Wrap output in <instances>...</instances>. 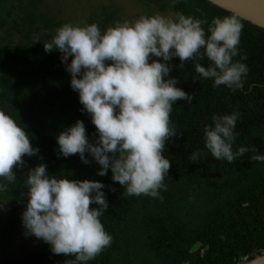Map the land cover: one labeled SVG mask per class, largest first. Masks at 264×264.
Listing matches in <instances>:
<instances>
[{
  "label": "trees",
  "instance_id": "trees-1",
  "mask_svg": "<svg viewBox=\"0 0 264 264\" xmlns=\"http://www.w3.org/2000/svg\"><path fill=\"white\" fill-rule=\"evenodd\" d=\"M138 1L148 9L169 7L175 15L206 17L209 23L214 17L236 15L209 0ZM42 4L0 0V109L19 120L39 148L38 154L23 158V167L13 169L16 181L0 193V203L5 202L0 206V264H68L75 259L54 254L42 240L33 249L7 251L22 223L27 193L23 174L38 163H44L50 175L105 185L109 207L100 220L113 240L88 264H242L264 254V162L252 159L264 155V27L236 15L243 24L239 49L248 67L239 90L213 87L212 80L201 79L195 63L207 67L206 58L189 60L182 68L179 58H172L169 75L193 100L172 106L170 119L178 134L169 138L163 152L171 165L166 190H160L159 198L128 196L110 170L98 175L100 166L87 153V164L78 155H58L57 135L76 120L83 121L90 142L97 133L70 86L62 54L43 47L66 22L41 10ZM106 20L114 23L116 18ZM204 28L207 32L208 25ZM233 111L240 114L233 149L243 146L249 151L228 163L207 151L203 129L214 115ZM197 151L203 154L193 162Z\"/></svg>",
  "mask_w": 264,
  "mask_h": 264
},
{
  "label": "clouds",
  "instance_id": "clouds-1",
  "mask_svg": "<svg viewBox=\"0 0 264 264\" xmlns=\"http://www.w3.org/2000/svg\"><path fill=\"white\" fill-rule=\"evenodd\" d=\"M242 30L236 15L214 17L209 23L206 17L183 13L141 16L104 31L96 23L57 28L43 47L62 54L70 86L97 133L90 142L83 121L76 120L57 135L58 155H78L87 164V153L100 166L98 175L110 170L126 195L159 198L171 167L163 155L165 144L178 134L170 119L172 106L193 100L169 75L170 61L178 57L182 68L189 60L206 58L207 67L195 63L201 79L212 80L213 87L239 90L248 74L243 62L247 56L239 49ZM239 118L237 111L214 115L204 126V146L215 159L233 163L249 151L233 149ZM38 153L25 126L0 109V193L16 181L13 169L25 165L23 158ZM202 154L194 152L192 161ZM252 159L264 162V155ZM23 175L27 193L21 220L28 234L47 243L54 254L73 256L68 264H88L111 245L113 237L100 220L109 207L102 182L50 175L44 163Z\"/></svg>",
  "mask_w": 264,
  "mask_h": 264
},
{
  "label": "rangeland",
  "instance_id": "rangeland-1",
  "mask_svg": "<svg viewBox=\"0 0 264 264\" xmlns=\"http://www.w3.org/2000/svg\"><path fill=\"white\" fill-rule=\"evenodd\" d=\"M16 4H25L27 0H13ZM41 10L54 14L63 22L83 26L96 23L103 31L108 26L125 21L133 22L141 16H152L161 14L174 17L171 8L162 10L157 8L148 9L138 0H43ZM115 10V12H113ZM108 11H111L108 13ZM108 17L116 18L114 23L106 20ZM92 18V21H90ZM92 22V23H91ZM39 239L28 234L21 223L11 236L7 244V251L21 252L33 249ZM197 248V246H195ZM0 247V256L3 254Z\"/></svg>",
  "mask_w": 264,
  "mask_h": 264
},
{
  "label": "water",
  "instance_id": "water-1",
  "mask_svg": "<svg viewBox=\"0 0 264 264\" xmlns=\"http://www.w3.org/2000/svg\"><path fill=\"white\" fill-rule=\"evenodd\" d=\"M212 3L264 27V0H209ZM242 264H264L260 254Z\"/></svg>",
  "mask_w": 264,
  "mask_h": 264
}]
</instances>
